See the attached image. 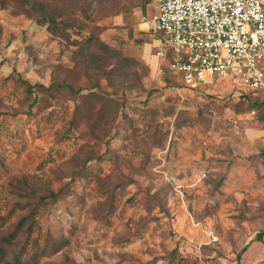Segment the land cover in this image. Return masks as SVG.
Returning a JSON list of instances; mask_svg holds the SVG:
<instances>
[{
    "label": "rangeland",
    "instance_id": "rangeland-1",
    "mask_svg": "<svg viewBox=\"0 0 264 264\" xmlns=\"http://www.w3.org/2000/svg\"><path fill=\"white\" fill-rule=\"evenodd\" d=\"M35 2L58 23L44 25ZM146 2L0 3V238L32 218V233L20 236L22 248L31 237L23 264H238V254L239 264H264V244H250L264 232L258 110L224 103L225 84L179 88L167 66L139 64L124 88L102 76L125 100L108 125L69 91L86 86L69 74L87 66L77 49L93 33L115 50L103 73L119 59L140 63L138 35L152 40L140 25L158 5ZM51 192L57 201L35 206Z\"/></svg>",
    "mask_w": 264,
    "mask_h": 264
},
{
    "label": "built area",
    "instance_id": "built-area-1",
    "mask_svg": "<svg viewBox=\"0 0 264 264\" xmlns=\"http://www.w3.org/2000/svg\"><path fill=\"white\" fill-rule=\"evenodd\" d=\"M158 1L145 21L163 34L156 57L171 73L190 88L230 79L264 93V0Z\"/></svg>",
    "mask_w": 264,
    "mask_h": 264
},
{
    "label": "trees",
    "instance_id": "trees-1",
    "mask_svg": "<svg viewBox=\"0 0 264 264\" xmlns=\"http://www.w3.org/2000/svg\"><path fill=\"white\" fill-rule=\"evenodd\" d=\"M152 2V0H147L145 5H149ZM0 3L2 5L7 4V0H0ZM42 4L35 2L34 6L32 7V10L38 11L40 14L38 15L39 20L42 21L44 25L51 24L55 25L57 24V18L54 17L52 14H47L43 11ZM42 11V13H41ZM30 15V13H28ZM123 18V17H122ZM67 27L73 28L71 25H67ZM90 35V37L82 39L81 42L84 41V45L80 48H78V54L77 56L79 58H84L85 65H87L85 68L80 69L78 71H74L73 80L75 84H78L81 82V77L86 79V86L84 88H79L76 91H73V87H69V91L78 94L81 96V102L86 106V109L90 115H94L96 117V114L98 118L95 120L97 121V124H110L112 120H108V117L110 116V113L117 114L119 113L122 104L124 106L125 100H123L121 103L117 102V99L120 95L119 94H111L108 93L105 90V87L101 85L100 82H102V76H105L107 79H109V76H111L114 79L119 78L117 82H119V85H121V88H124L122 85V82L124 80H127L132 75V69L137 68L139 64L142 65V67L149 68L147 64H145L142 60L138 62H129L125 59H119L116 61V65L111 66V70L109 75L107 73H103L105 69H108L110 64H112L110 61L115 59V50L113 48H110L109 45L104 43L100 38L95 35ZM140 34V33H139ZM152 37V40L146 35H138L139 37V44L140 48L144 50L146 46L153 45L154 41H161L163 39V36L160 33L152 34L150 35ZM92 49H97L98 51H103L105 53H109L112 55V59H105L103 57H100L97 55V53H94L91 51ZM153 56H156L157 51L155 50V47L152 48L151 51ZM114 56V57H113ZM166 64L162 62L161 69L163 72L165 71ZM77 70V69H76ZM148 70V69H146ZM176 76V75H175ZM177 77V76H176ZM102 80V81H101ZM179 82V88L183 87L185 89H188L190 91H198L203 89H209L212 87H216L218 85L225 84L228 87H230L231 91H229V96L224 98L225 102H230L231 100H234V98H238L241 104H247L249 105L250 110H253V113L256 114L257 110L259 113H261L259 116L264 117V93L255 94L252 92H249L248 90L244 88H239L236 85L233 84V82L230 79H217L211 84L207 85H200L196 88H190L185 85V83L182 81L181 77L177 78ZM39 89L44 90L45 86L40 85L38 87ZM54 88V87H53ZM52 88V89H53ZM119 88V87H118ZM32 89L28 88V92L31 93ZM33 94V93H32ZM229 98V99H228ZM99 109L97 110V107ZM241 106V105H239ZM238 106V107H239ZM32 108V106H31ZM96 111H98L96 113ZM108 112V113H107ZM101 115V116H100ZM108 120V121H106ZM260 123H264V119H259ZM261 158L264 159V151L261 152ZM79 179H75L74 181L77 182ZM53 199L54 201H57L59 199V193H50L49 196L40 198L39 200L35 198V200H38V203H35V206H41L42 201ZM8 222V220L5 221L4 219H1L0 224V230L5 228V224ZM32 227V218L31 217H24L17 225L15 231L10 234L8 237L0 238V264L6 263L10 264V261L16 262L17 264H23L25 256V250L28 249L29 244L31 243V237H27L25 246L22 248L20 247V236L25 232H31ZM30 233H27V236L30 235ZM56 243V242H55ZM253 243H262L264 244V232L259 233L256 235V238L252 240L250 244ZM249 244V245H250ZM249 247H245L242 252H245ZM242 254H238V264L239 259L241 258ZM37 260V255L34 257V261Z\"/></svg>",
    "mask_w": 264,
    "mask_h": 264
},
{
    "label": "crops",
    "instance_id": "crops-1",
    "mask_svg": "<svg viewBox=\"0 0 264 264\" xmlns=\"http://www.w3.org/2000/svg\"><path fill=\"white\" fill-rule=\"evenodd\" d=\"M157 4H158L156 6L157 10L152 14V16L158 14L159 1L157 2ZM140 27L143 28L141 30H143L144 32H148L150 35L155 34V33L151 32L150 27L146 21H143V23L140 25ZM144 28H146V29H144ZM163 40H164V38L161 41H159V40L154 41L153 45H151V46H149V45L146 46L144 48V50H142V55L140 56V58H141L140 60H142L145 64H147L153 73H157L158 71L160 72L162 61L159 60L156 56H153L151 51H152V48H154V47H155V50L157 51V49L163 43ZM254 246H256V250H259V252H258V255H259L260 254V248H258L259 245L254 244ZM252 248H253V246H252Z\"/></svg>",
    "mask_w": 264,
    "mask_h": 264
}]
</instances>
